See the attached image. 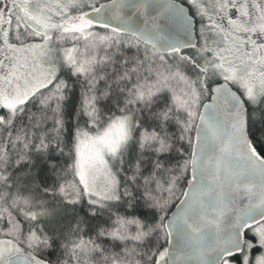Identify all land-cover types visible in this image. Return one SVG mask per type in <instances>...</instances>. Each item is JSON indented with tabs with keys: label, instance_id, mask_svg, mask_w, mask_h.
<instances>
[{
	"label": "snow or ice",
	"instance_id": "obj_1",
	"mask_svg": "<svg viewBox=\"0 0 264 264\" xmlns=\"http://www.w3.org/2000/svg\"><path fill=\"white\" fill-rule=\"evenodd\" d=\"M0 264H264V0H0Z\"/></svg>",
	"mask_w": 264,
	"mask_h": 264
}]
</instances>
